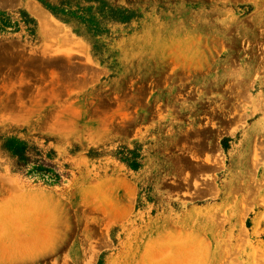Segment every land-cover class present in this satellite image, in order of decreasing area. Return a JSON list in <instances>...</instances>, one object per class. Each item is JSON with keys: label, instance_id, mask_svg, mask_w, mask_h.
I'll list each match as a JSON object with an SVG mask.
<instances>
[{"label": "rangeland", "instance_id": "rangeland-1", "mask_svg": "<svg viewBox=\"0 0 264 264\" xmlns=\"http://www.w3.org/2000/svg\"><path fill=\"white\" fill-rule=\"evenodd\" d=\"M5 141L0 264H264V0H0Z\"/></svg>", "mask_w": 264, "mask_h": 264}, {"label": "trees", "instance_id": "trees-1", "mask_svg": "<svg viewBox=\"0 0 264 264\" xmlns=\"http://www.w3.org/2000/svg\"><path fill=\"white\" fill-rule=\"evenodd\" d=\"M110 14L112 19L118 15L120 16L118 20L127 18L124 12L110 11ZM29 32L33 35L32 30ZM0 152L1 156L10 162L14 173L25 176L30 174L39 178L49 177L56 183H60L67 176L56 171V165L53 163L56 154L52 149L44 151L30 142L8 143L5 141L0 147Z\"/></svg>", "mask_w": 264, "mask_h": 264}]
</instances>
